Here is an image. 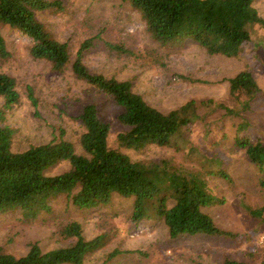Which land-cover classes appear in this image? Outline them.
<instances>
[{
    "label": "trees",
    "instance_id": "trees-1",
    "mask_svg": "<svg viewBox=\"0 0 264 264\" xmlns=\"http://www.w3.org/2000/svg\"><path fill=\"white\" fill-rule=\"evenodd\" d=\"M123 1L139 12L146 30L160 45L192 40L212 55L239 56L251 40L250 26L264 25V17L254 6L255 0ZM62 8L63 0H0V59L10 55L1 32L3 25H9L30 37V55L48 60L54 71L61 72L70 65L78 78L93 84L122 107L117 118L126 128L116 134L119 146L137 150L148 144L168 146L178 152L184 150L181 152L183 158L194 163L185 164L184 160L172 156L132 160L118 148L110 147L107 144L109 123L99 116L97 106L92 102L84 104L76 115L83 128L80 143L85 154L77 153L73 143L62 135L58 140L13 150L14 128L5 122V110L20 101V92L16 78L0 70V213L20 211L24 218L35 219L40 213L50 211L52 199L62 193L80 209L105 205L117 193L133 197L132 221L137 223L144 217L159 219L170 237L197 233L236 237V232L221 227L205 209L226 201L213 187V179L234 184L228 166H224L226 160L217 154L206 155L186 135L191 126L202 122L208 138H213L211 132L217 135L208 141L216 147L224 145L226 132L217 127L219 122L212 124L208 120L211 109H221V117L229 119L232 127H236L226 144L242 150L262 190L260 204L244 203L242 206L249 215L264 221V140L255 130L261 117L259 115L257 122L250 117L255 111L260 114L264 91L252 70L243 67L228 77L226 99L192 97L163 111L135 91L130 80L106 76L88 68L83 55L92 45L93 37L82 40L72 58L69 43L56 38L36 16L38 11ZM106 44L117 52L134 54L122 42ZM26 94L36 107L38 99L31 85L26 86ZM62 160L69 162L67 169L47 172L48 167ZM61 233L74 240L47 250H43L38 241H32L21 255L8 252L0 245V264H82L87 253L99 248L105 238L102 233L86 238L76 220L63 225ZM119 252L115 248L106 258ZM224 264L247 263L225 258Z\"/></svg>",
    "mask_w": 264,
    "mask_h": 264
},
{
    "label": "rangeland",
    "instance_id": "rangeland-1",
    "mask_svg": "<svg viewBox=\"0 0 264 264\" xmlns=\"http://www.w3.org/2000/svg\"><path fill=\"white\" fill-rule=\"evenodd\" d=\"M254 6L264 17V0H255ZM36 16L56 38L69 43L72 58L81 41L93 37L92 45L83 55L88 68L106 76L130 80L135 91L163 111L192 97L226 99L228 77L243 67L252 70L264 91V25L261 23L250 26L251 40L239 56L226 57L208 54L192 40L160 45L146 30L139 12L123 0H63L62 9H45L38 11ZM1 32L10 55L0 59V70L16 78L20 92V101L5 110V122L14 128L13 150L58 140L62 135L73 143L77 153L85 154L80 143L83 128L76 115L84 104L92 102L97 106L99 116L109 123L107 144L110 147L118 148L132 160L172 156L184 160L185 164L194 163L183 158L181 152L184 150L178 152L168 146L148 144L138 150L119 146L116 134L126 128L117 118L121 106L93 84L78 78L70 65L58 72L51 68L48 60L30 55V37L26 34L9 25H3ZM106 42H122L134 54L117 52ZM27 85L32 86L38 99L36 107L26 94ZM233 106L236 107L234 102ZM263 110L264 103L259 107L260 114L255 111L256 115L252 112L250 117L257 122L260 115L255 130L264 140ZM221 116V109H211L208 120L212 124L219 122L217 127L226 132L224 145L216 147L208 141L217 135L211 132L213 138H208L202 122L191 126L186 135L206 155L217 154L226 160L224 166H228L234 184L213 179V187L226 201L205 209L221 227L236 232V237L200 233L170 237L159 219L144 217L137 223L130 219L133 197L115 193L105 205L80 209L62 193L52 199L50 211L40 213L35 219L24 218L20 211L0 213V245L15 255L25 253L32 241H38L43 250L67 245L74 237L64 236L61 228L76 220L86 238L105 235L103 244L87 253L82 264H224L225 258L262 264L264 221L249 215L242 206L244 203L260 204L262 190L242 150L226 144L236 127ZM68 167L69 162L62 160L48 167L47 172L58 173ZM115 248L120 252L107 259L108 252Z\"/></svg>",
    "mask_w": 264,
    "mask_h": 264
}]
</instances>
